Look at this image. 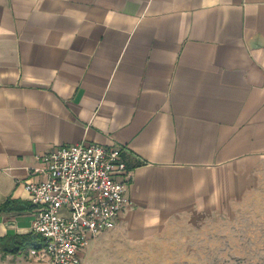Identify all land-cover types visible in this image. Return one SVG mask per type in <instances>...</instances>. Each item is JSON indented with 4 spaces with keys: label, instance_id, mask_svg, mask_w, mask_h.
<instances>
[{
    "label": "crops",
    "instance_id": "0c3cea01",
    "mask_svg": "<svg viewBox=\"0 0 264 264\" xmlns=\"http://www.w3.org/2000/svg\"><path fill=\"white\" fill-rule=\"evenodd\" d=\"M79 142L122 148L129 199L81 263L258 187L264 0H0V264H44L25 183Z\"/></svg>",
    "mask_w": 264,
    "mask_h": 264
},
{
    "label": "built area",
    "instance_id": "2783aa9c",
    "mask_svg": "<svg viewBox=\"0 0 264 264\" xmlns=\"http://www.w3.org/2000/svg\"><path fill=\"white\" fill-rule=\"evenodd\" d=\"M118 145L79 142L41 157L33 168L38 177L25 183L38 212L32 232L42 243L30 256L44 264H80L90 239L115 227L129 205L127 169Z\"/></svg>",
    "mask_w": 264,
    "mask_h": 264
},
{
    "label": "rangeland",
    "instance_id": "374dc122",
    "mask_svg": "<svg viewBox=\"0 0 264 264\" xmlns=\"http://www.w3.org/2000/svg\"><path fill=\"white\" fill-rule=\"evenodd\" d=\"M81 264H264V180L225 212L187 214L151 238L99 235Z\"/></svg>",
    "mask_w": 264,
    "mask_h": 264
},
{
    "label": "trees",
    "instance_id": "16d2710c",
    "mask_svg": "<svg viewBox=\"0 0 264 264\" xmlns=\"http://www.w3.org/2000/svg\"><path fill=\"white\" fill-rule=\"evenodd\" d=\"M8 206V202L4 203V205H2V208H5ZM29 240H31L30 242L32 244H35L37 242V240L34 238V233L32 232V236L30 238H28Z\"/></svg>",
    "mask_w": 264,
    "mask_h": 264
}]
</instances>
